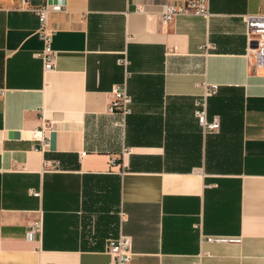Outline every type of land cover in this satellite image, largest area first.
<instances>
[{"label": "crops", "instance_id": "0c3cea01", "mask_svg": "<svg viewBox=\"0 0 264 264\" xmlns=\"http://www.w3.org/2000/svg\"><path fill=\"white\" fill-rule=\"evenodd\" d=\"M178 2L68 0L45 71L38 16L0 0V264H116L105 244L121 233L131 264H264V68L244 19L264 0L163 25ZM117 83L125 116L108 110ZM204 83L216 132L195 114Z\"/></svg>", "mask_w": 264, "mask_h": 264}, {"label": "built area", "instance_id": "2783aa9c", "mask_svg": "<svg viewBox=\"0 0 264 264\" xmlns=\"http://www.w3.org/2000/svg\"><path fill=\"white\" fill-rule=\"evenodd\" d=\"M24 8L33 11L39 19L37 33L43 41V48L35 54L43 60L45 71L50 70L55 65L56 50L53 48V38L55 31L49 23L51 12L65 10L68 6V0H23ZM141 9V6H138ZM196 13L208 17L211 14L210 0H179L178 3H171L161 13V23L167 25L173 18L179 14ZM246 33L250 42L248 56L251 66L254 69L264 68V11L254 14H245ZM122 61H125L123 58ZM205 91L202 98L196 99L195 114L199 120L202 130L206 133L216 132L220 129V116L214 115L212 119L208 116V96L216 91L218 84L204 83ZM132 96L128 91L126 83L114 84L111 90L108 110L120 112L124 116L131 112ZM34 136L42 138L41 130L36 131ZM47 141H43L46 144ZM55 166H59L56 162ZM39 194V192H35ZM43 228L41 217L32 221L29 225V234L39 233ZM202 241L219 242V241H241V236L211 235L203 234ZM105 250L111 254L116 264H131L133 258V238L131 235L121 233L115 238H110L105 244Z\"/></svg>", "mask_w": 264, "mask_h": 264}]
</instances>
